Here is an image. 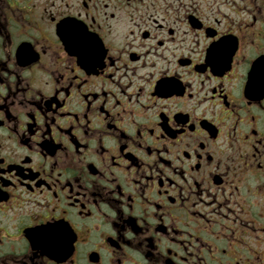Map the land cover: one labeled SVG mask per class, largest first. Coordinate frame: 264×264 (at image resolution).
Wrapping results in <instances>:
<instances>
[{
  "label": "flooded vegetation",
  "instance_id": "flooded-vegetation-1",
  "mask_svg": "<svg viewBox=\"0 0 264 264\" xmlns=\"http://www.w3.org/2000/svg\"><path fill=\"white\" fill-rule=\"evenodd\" d=\"M0 264H264V0H0Z\"/></svg>",
  "mask_w": 264,
  "mask_h": 264
}]
</instances>
